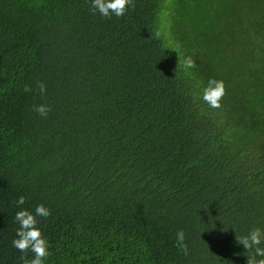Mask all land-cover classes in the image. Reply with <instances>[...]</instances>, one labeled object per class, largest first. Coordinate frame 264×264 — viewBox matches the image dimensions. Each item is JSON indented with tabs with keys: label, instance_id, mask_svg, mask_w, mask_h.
Instances as JSON below:
<instances>
[{
	"label": "trees",
	"instance_id": "obj_1",
	"mask_svg": "<svg viewBox=\"0 0 264 264\" xmlns=\"http://www.w3.org/2000/svg\"><path fill=\"white\" fill-rule=\"evenodd\" d=\"M134 2L106 18L92 0H0V264H21L15 214L39 204L46 264H247L237 234L264 230V0Z\"/></svg>",
	"mask_w": 264,
	"mask_h": 264
},
{
	"label": "clouds",
	"instance_id": "obj_2",
	"mask_svg": "<svg viewBox=\"0 0 264 264\" xmlns=\"http://www.w3.org/2000/svg\"><path fill=\"white\" fill-rule=\"evenodd\" d=\"M129 6L135 8L134 0H92L91 10L93 13L98 12L106 18H111L113 15L122 17L128 11ZM160 36L159 31L152 33V37L155 39H159ZM182 63L185 70L196 67V61L190 55L184 57ZM36 88L41 96L45 95L46 84L43 81H38ZM24 91L31 92L32 87L25 85ZM226 93V83L222 79L209 78L207 86L203 89L202 100L212 108H220ZM32 110L42 117H47L51 108L47 104H39L33 105ZM25 202V196L21 195L14 203L19 207ZM50 215L51 210L44 204H39L34 213L27 209L16 212L15 220L19 223V228L16 232L17 238L13 240V246L24 253L19 257L21 264H46L47 258L51 255L49 242L37 226L39 223L37 217L47 218ZM236 239L237 243L243 245L246 249L247 264H264V230L253 228L246 235L240 236L237 234ZM176 247L184 255H188V245L185 242V232L183 230L176 233ZM29 251L33 254L31 259L27 255Z\"/></svg>",
	"mask_w": 264,
	"mask_h": 264
}]
</instances>
